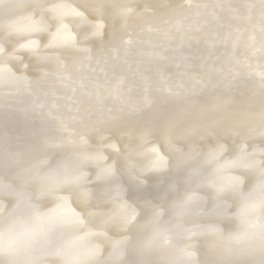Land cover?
I'll use <instances>...</instances> for the list:
<instances>
[{"label":"clouds","instance_id":"1","mask_svg":"<svg viewBox=\"0 0 264 264\" xmlns=\"http://www.w3.org/2000/svg\"><path fill=\"white\" fill-rule=\"evenodd\" d=\"M171 2L0 0V264H264V75H257L264 72V51L251 55L247 48H221L211 58L194 53L196 84L184 69L167 65L168 81L185 83L176 96L161 90L154 66H145L154 81L153 102L134 112L127 105L140 102L142 87L103 109L77 92L79 113L69 143L60 121L72 115L67 106L73 93L57 60L71 67L74 53L48 50L46 34L11 26L31 16L54 31L50 9L64 4L92 16L102 10L112 31L119 28L116 13L122 4L143 11L145 4ZM68 22L83 39L76 21ZM260 23L256 9L243 25L255 31L256 49L264 44ZM31 39L41 41L48 59L24 47ZM237 56H248V63H235ZM109 109L119 119L110 121ZM81 135L87 144L79 143ZM110 143L119 151H111ZM218 146L223 147L219 161L208 163V153ZM151 147L168 161L167 168L146 170L144 153ZM96 152L113 166L111 176H103L88 158ZM225 162H234L225 175L239 179V192L218 193L209 186L221 182L216 169ZM192 193L197 198L178 208ZM59 197L67 198L83 223L37 225L36 214L48 213ZM121 203L135 210L134 220L123 218ZM246 206L248 214L241 216ZM210 226L219 231H209ZM237 234L241 238L233 239Z\"/></svg>","mask_w":264,"mask_h":264},{"label":"snow or ice","instance_id":"2","mask_svg":"<svg viewBox=\"0 0 264 264\" xmlns=\"http://www.w3.org/2000/svg\"><path fill=\"white\" fill-rule=\"evenodd\" d=\"M157 7L163 9L157 13ZM259 9L261 23L259 29L264 32V0L259 4L242 3L233 4L231 0H217L215 4H208L205 0H173L171 3H162L159 6L145 4L140 11L132 4H122L116 13L119 28L109 31L106 21L103 19L102 10L97 15L85 14L77 8L69 5H54L50 9L53 19L56 21L55 30H50L49 25L41 20L36 21L31 16H24L12 22V27L21 31H36L46 34L48 50H70L74 53L71 67L61 64V75L66 86L73 93L72 103L67 106L69 113L67 119L60 121L63 132L67 134L68 142H73L74 130L71 124L78 119L79 108L74 107L79 101L75 98L77 92L81 97H89L95 101V105L103 109L109 101L124 102L138 87H142L144 95L138 104H130V111H138L141 107L150 106L153 98L150 90L153 87V78L145 71V66L155 67L159 77L161 90L169 95L176 96L185 87L183 80L173 85L166 77L165 68L173 64L184 69L194 84L200 83L196 78L194 69L197 61L194 53L201 58L213 57L221 48L226 50H239L247 48L251 55L257 51H264V44L256 49L255 31L246 30L243 25L249 18V14ZM203 10V11H201ZM76 21L82 29L83 39L73 29L69 19ZM103 44L104 47L96 49L95 44ZM24 47L34 56L48 59V53L41 51L42 45L39 39H31ZM235 63L243 65L248 63V56L234 57ZM239 75V73H236ZM264 75V72H257ZM26 86L28 82L25 81ZM56 107V102H53ZM43 107V105H41ZM51 115V113H49ZM108 119H119L118 114L108 110ZM131 134V133H129ZM145 132L141 137V143L147 139ZM88 138L81 135L80 144H87ZM107 147L118 152L119 146L110 143ZM154 153L155 155H150ZM223 153V147L218 146L208 153V163L219 161ZM148 157L146 170L161 171L168 166V161L160 155L155 147L148 148L144 153ZM100 167L103 176H111L114 168L105 163L103 152L88 155ZM234 162H225L216 171L221 182L215 180L209 182V186L218 193L230 190L239 192V179L225 175V170L232 167ZM78 179V178H77ZM42 192L41 195H47ZM196 194L187 195L185 201L177 207L183 208L187 202L195 200ZM123 218L126 221L135 219L134 209L129 210L127 203L120 204ZM222 211V209H220ZM248 214L247 206L240 213ZM159 211H154V219H159ZM36 224L43 227L57 223H83L81 217L69 205L67 198L59 197L56 206L48 213H37ZM209 231H219L215 226H210ZM237 234L233 239H240ZM166 242L168 240L165 237Z\"/></svg>","mask_w":264,"mask_h":264}]
</instances>
